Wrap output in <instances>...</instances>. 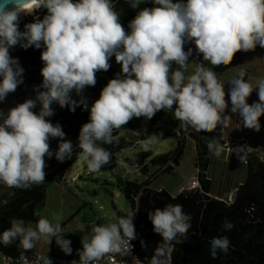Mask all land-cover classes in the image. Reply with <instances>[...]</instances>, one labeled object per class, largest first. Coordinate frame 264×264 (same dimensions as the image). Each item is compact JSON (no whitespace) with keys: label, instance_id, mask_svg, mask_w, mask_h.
Here are the masks:
<instances>
[{"label":"clouds","instance_id":"9594fccd","mask_svg":"<svg viewBox=\"0 0 264 264\" xmlns=\"http://www.w3.org/2000/svg\"><path fill=\"white\" fill-rule=\"evenodd\" d=\"M152 3L153 7L137 12L126 31L112 0H0V102L23 83L24 69L9 50L17 45L24 49L43 46L42 81L34 86L35 98L17 103L6 114L0 109V184L31 189L45 182V157L54 156L60 162L72 158L73 142L64 139L66 134L59 123L46 119L54 115L53 104L70 111L81 106L89 112L76 145L89 172H97L110 162L111 152L102 144L113 142L114 130L134 117L151 119L160 110L171 113L185 131L192 128L212 132L223 119L230 118L225 114L230 103L231 113L238 114L245 128L260 130L264 78L257 81L258 101L249 104L247 98L254 89L244 79L246 72L237 73L226 93L213 67L230 64L237 51L254 50L257 45L264 48V0ZM41 8L46 9L42 18L35 15ZM25 14L33 15V21L25 23L21 31L19 20ZM187 42L194 43L211 67L199 62L193 72L185 75L193 51L185 50ZM113 56L120 72L108 80L89 106L82 92L86 86H95L96 73L107 71ZM173 64L177 65L175 69ZM73 92L79 100L72 98ZM161 136L148 134L141 141L142 149L149 150ZM50 138H59L55 151L50 148ZM207 147L217 157L225 150L217 138ZM234 149L239 161L251 151L247 144ZM134 215L129 212L111 223H93L88 231L82 228L79 264H96L109 254H131L130 242L136 239ZM148 218L162 238L149 264H168L175 245L187 237L191 216L182 205L169 203L148 212ZM54 219L56 223L40 217L31 227L23 219L14 218L10 227L0 232V244L8 246L18 240L23 264H52L47 255L32 261L24 252L32 250L36 242L43 240L49 245L54 239L65 254L72 253L60 217ZM222 228L230 231L233 224L225 219ZM229 246L227 236L212 237L209 255L215 259L218 251L227 253Z\"/></svg>","mask_w":264,"mask_h":264},{"label":"rangeland","instance_id":"374dc122","mask_svg":"<svg viewBox=\"0 0 264 264\" xmlns=\"http://www.w3.org/2000/svg\"><path fill=\"white\" fill-rule=\"evenodd\" d=\"M133 3H138V5L134 8L131 6ZM113 6L119 13V22L127 31L128 23L140 9L154 5L152 0H121ZM37 12L42 18L46 14V9L41 8L35 13ZM32 16L30 14L21 15L19 20L21 31L24 30L25 23L32 22ZM187 47L188 42L184 46L185 50ZM109 63L116 67L117 73L120 72V65L115 61L114 56L110 58ZM188 64L186 76L194 71L196 65L190 57ZM172 67L175 69L177 65L173 64ZM241 70L246 72L244 79L254 89L255 98L247 99V102L251 104L252 100H258L257 90H255L257 81L264 78V48L257 45L254 50L243 51L224 73L217 76L223 84H226L236 78L237 73ZM71 95L73 99L79 100L80 98L75 92ZM82 95L90 106L93 102L91 92L84 89ZM225 114L229 115L230 118L223 119L222 123L215 129L219 137L225 143H229L230 147L235 142L249 145L251 147L250 153L261 164H264V126L261 125L258 132L245 128L238 114L231 113L230 103ZM153 118L156 120L153 121ZM153 118L141 117L140 127L135 131L114 130L113 142L105 147L113 156L112 167H101L97 172H89L86 162L78 154L74 161L66 167L64 178L46 186L44 204L39 209L38 219L44 217L52 223H56L54 216H59V222L65 231L64 236L71 241L72 253L70 255L65 254L54 239L49 245L43 240L36 242L31 251L53 252L62 257L79 259L78 250L82 249L81 237L84 234L81 231L82 228L84 231H88L93 223H111L117 217L127 216L131 212L132 208L128 205L121 191L122 182H141L144 180V176L138 170H134L126 159L137 158L140 152L145 151L141 147V141L148 134H162L158 142L151 145L147 150L151 156L162 153L172 154L177 145L176 135L179 134L180 122L171 113L163 110L157 111ZM76 121L77 116L74 119V122ZM193 136L196 135L185 131V143L177 156V165H173V172L155 175L149 184L150 189L156 191L163 189L173 195L180 192L188 181L195 178L199 163ZM224 148V152L219 157L207 149L208 163L206 168V176L210 180L208 194L220 196L222 200L229 194L234 197L238 185L244 183L248 175L245 161H239L234 153L235 147L233 149ZM150 158H146V162H149ZM158 170L159 166L148 164L149 176L154 175ZM23 220L26 226L31 227H35L37 221ZM11 246L18 251H23L18 240L14 241ZM4 261L8 263V258L5 257L4 260V255L0 252V264H4Z\"/></svg>","mask_w":264,"mask_h":264},{"label":"trees","instance_id":"16d2710c","mask_svg":"<svg viewBox=\"0 0 264 264\" xmlns=\"http://www.w3.org/2000/svg\"><path fill=\"white\" fill-rule=\"evenodd\" d=\"M119 1L121 0H112V3L115 5ZM188 48L193 50L190 58L195 64L204 62L202 55L196 51L194 43L188 42ZM242 52L237 51L230 64L215 66L213 70L217 75L224 73ZM204 63L206 66L211 67L208 62ZM115 74H117V69L113 65L107 71L101 70L96 73L95 86L85 87L92 93L93 101L99 97L102 88L109 79L115 77ZM256 101L258 100H252L251 104ZM64 110L68 113V117L75 118L77 116L74 126L70 127L74 128L78 135L81 125L87 122L88 111L81 106H77L75 111H70L67 107H64ZM140 119L141 117H134L120 129L138 130ZM155 120L153 118V121ZM259 121L264 126V115H261ZM186 131L196 135L194 145L199 163L197 169L198 187L183 190L174 195L163 189L156 191L149 188V184L155 175L158 173H172L174 166L177 165V156L182 151L186 139L185 130L181 128L179 134L176 135L177 145L174 153L151 156L149 151L140 152L136 158V169L144 176V180L141 182H122L121 191L127 203L131 208H136L133 217V220L138 223V233L136 239H134L135 254L142 260L150 261L154 249L162 238L154 232L153 225L148 218V212L156 208H163L171 203L182 205L184 212L191 216V228L188 230L186 239L175 245V250L172 253L173 264H264V164H261L253 154L249 153L244 160L248 170L247 179L244 183L238 185L233 201L226 203L214 198L208 194L210 180L206 176L207 145L213 138H217L223 145H225V141L219 137L218 132L215 130L212 132H198L188 128ZM78 154H80V149L76 147L73 150L72 158L66 159L60 168L54 169L47 181L41 186L38 194L33 198L30 209L28 208L26 214L15 213L14 211H17V209V212H19V208L15 206L9 212V207L3 203L4 197L0 198V212L4 211L9 216L10 221L14 218L37 220L38 216L34 213H39L40 207L44 204L46 186L51 182L61 181L64 178L66 167L74 161ZM148 157L151 158L149 162H146ZM112 161L113 156H111L110 162L102 167H112ZM169 161H172L173 164H169ZM148 164L159 166V170L152 176L148 175ZM18 195L8 194L6 196L15 200ZM135 197H137V200L134 199ZM225 219L233 224L230 231H225L222 228ZM9 227L10 223L0 232ZM216 236H227L230 246L227 253L218 251L217 257L213 259L209 255V241ZM141 242H143V247ZM0 252L8 258L9 264H15L11 263L10 259L18 254L19 251L16 248L12 247L11 244L8 246L0 244Z\"/></svg>","mask_w":264,"mask_h":264},{"label":"flooded vegetation","instance_id":"af4514ba","mask_svg":"<svg viewBox=\"0 0 264 264\" xmlns=\"http://www.w3.org/2000/svg\"><path fill=\"white\" fill-rule=\"evenodd\" d=\"M23 49L24 48L17 45L14 48H11L9 51L14 52V51H19ZM26 86H27V74L24 73L23 83L17 87L15 92L9 93L3 102H0V109L4 110V108L11 102L12 95L21 92ZM91 96H92V93H91ZM52 107L54 109V115L51 117H46V119H48L53 124L59 123L62 127V130L66 134L64 139L72 141L74 148H76L75 146L77 145L76 141H77L78 135L76 134L74 128L70 127V126H74L75 118L71 116L68 117V113L64 110V108H61L58 104H53ZM33 111L34 112L38 111V107L36 109H33ZM48 142H49L50 148L53 151H55L58 146L59 138H50ZM102 146L106 147L109 145L102 144ZM45 162H46V168H45V174H46L45 182H46L48 177L53 173L54 169L60 168L61 162L57 161L54 156L51 158L45 157ZM43 184H40L38 186H33L31 189H28V190L11 189L3 184H0V198L4 197V201L5 200L7 201L5 205L9 207V212H11V209L14 208L13 206H15L19 208V212H17L18 209L17 211H14V212L24 215L27 213L28 208L30 209V205L33 202V198L38 194V191L40 190ZM11 193H14V195H18V194L19 195L15 197V200H14L13 198L6 196ZM9 223H10L9 216L6 213H4V211L0 212V230H2Z\"/></svg>","mask_w":264,"mask_h":264},{"label":"built area","instance_id":"2783aa9c","mask_svg":"<svg viewBox=\"0 0 264 264\" xmlns=\"http://www.w3.org/2000/svg\"><path fill=\"white\" fill-rule=\"evenodd\" d=\"M35 15L40 17L39 12L35 13ZM32 18H33V16H32ZM224 146L226 148H228V147L230 148L229 143H225ZM135 159L136 158L126 159V161L134 168V170H137L136 169L137 162ZM169 164H172V161H169ZM198 186H199V182L197 180V175H196L195 178L188 181L187 184L184 185L180 191L191 190V189H194ZM134 199L137 200V197H135ZM220 200H222V199H220ZM222 201H224L226 203H230L233 201V197L229 194ZM131 212L136 213V208H134V209L132 208ZM133 223L135 226V232H136V236H137L138 223L136 220H133ZM130 243L132 245L131 254H128V255H125L123 253L109 254V255L105 256L103 259L97 261L96 264H149V262L140 259L135 254V252H134V240H132ZM21 254H22V251H19L18 254L14 258L10 259V262L15 263V264H23V262L21 260ZM24 255L29 260H32V261L37 260L41 255H47L48 257L51 258L52 264H79V259L62 257V256L56 255L55 253H52V252H40V251L29 250V251L24 252ZM4 264H9V263H6L4 261ZM168 264H173V254H171L170 259L168 261Z\"/></svg>","mask_w":264,"mask_h":264},{"label":"water","instance_id":"95a60500","mask_svg":"<svg viewBox=\"0 0 264 264\" xmlns=\"http://www.w3.org/2000/svg\"><path fill=\"white\" fill-rule=\"evenodd\" d=\"M42 50L43 46L41 49L30 47L28 49L10 52L11 56L18 59L20 66L24 69V73L27 74V86L21 92L12 95L11 102L3 110L5 114L9 108L14 107L17 103L23 102L27 98H35L34 86L39 85L42 81L40 73V69L43 66V62L40 59V52ZM229 87L230 83L224 84V90L226 93L228 92ZM254 97L255 93L253 91L247 99H253ZM225 99H228L227 95ZM195 138L196 136H193L194 140ZM238 145H243V143L235 142L231 147H236Z\"/></svg>","mask_w":264,"mask_h":264},{"label":"crops","instance_id":"0c3cea01","mask_svg":"<svg viewBox=\"0 0 264 264\" xmlns=\"http://www.w3.org/2000/svg\"><path fill=\"white\" fill-rule=\"evenodd\" d=\"M116 142H117V141H116ZM115 144H116V143H115ZM224 147H225V146H224ZM233 148H234V147H232V148L230 147V149H233ZM173 195H174V194H173ZM212 197L217 198V199H220V196H217V195H216V196H212ZM52 253H53V252H52ZM4 260H5V256H4Z\"/></svg>","mask_w":264,"mask_h":264}]
</instances>
